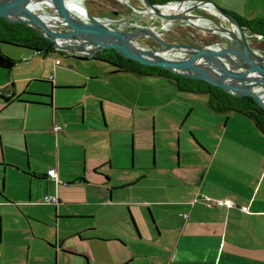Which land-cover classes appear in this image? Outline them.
<instances>
[{
	"label": "crops",
	"instance_id": "obj_1",
	"mask_svg": "<svg viewBox=\"0 0 264 264\" xmlns=\"http://www.w3.org/2000/svg\"><path fill=\"white\" fill-rule=\"evenodd\" d=\"M215 1L264 20V0ZM2 48L18 60L0 66V264H264V132L251 117L169 77L94 57L51 67L63 51ZM33 93L50 96L26 101ZM40 149L55 159L35 161ZM21 168L31 172L13 178ZM43 203L45 216L32 208Z\"/></svg>",
	"mask_w": 264,
	"mask_h": 264
},
{
	"label": "water",
	"instance_id": "obj_2",
	"mask_svg": "<svg viewBox=\"0 0 264 264\" xmlns=\"http://www.w3.org/2000/svg\"><path fill=\"white\" fill-rule=\"evenodd\" d=\"M80 1L0 0V21L34 26L66 55L93 58L114 48L144 64L203 79L237 96H252L264 108V53L250 40L251 34H263L250 33L215 0H119L123 7L111 9L114 16L109 17L72 6ZM206 33L214 39L199 41Z\"/></svg>",
	"mask_w": 264,
	"mask_h": 264
},
{
	"label": "trees",
	"instance_id": "obj_3",
	"mask_svg": "<svg viewBox=\"0 0 264 264\" xmlns=\"http://www.w3.org/2000/svg\"><path fill=\"white\" fill-rule=\"evenodd\" d=\"M97 1L107 5L105 0ZM112 3V8L107 10L108 12H110V10L113 8L118 9L122 6V3L119 0H113ZM119 5L121 6L119 7ZM234 14L239 17L240 21L245 25L246 29L250 33H262L263 37L259 39L260 42H264L263 19H245L237 15L236 13ZM182 28L183 27H181V29ZM0 42H10L40 51H52L54 48V46H52L51 44V41L46 37L40 35L34 26L26 25L24 23L11 22L8 20L0 21ZM253 45L256 48L262 47L258 44ZM94 58L109 61L113 64L114 70L125 69L131 70L139 75H161L169 77L170 79L175 81L178 90L186 93H205L208 96L207 103L212 109L221 112H240L242 114H245L251 117L256 126L264 132V108L260 106L252 96H237L225 90L224 88L215 84H211L203 79L176 73L158 65L144 64L142 62L136 61L131 57L124 56L114 48H105L104 50L98 51ZM17 60L18 59L16 57L11 56L0 49L1 67L12 68L16 64ZM33 94L39 97V99L26 101L43 103L45 102L43 101V98L50 96V94L48 93ZM17 99H20V97H18ZM4 101L5 103H8L9 101H11V99L5 98Z\"/></svg>",
	"mask_w": 264,
	"mask_h": 264
},
{
	"label": "rangeland",
	"instance_id": "obj_4",
	"mask_svg": "<svg viewBox=\"0 0 264 264\" xmlns=\"http://www.w3.org/2000/svg\"><path fill=\"white\" fill-rule=\"evenodd\" d=\"M105 1H106L107 5L106 4H102V3L98 2L97 0H85L86 4L92 10L99 11V12H103V13L104 12L108 13L107 10H109L110 8H112V5H113L112 1L113 0H105ZM197 11H202V9H197ZM254 42L256 44L262 46L263 47L262 51L264 52V42H262V41L260 42V41H257V40H254ZM2 47L8 48L9 50H11L10 52H13V53H18V52H21L22 50H25L26 48H28L26 46H22V45L10 43V42H0V49L1 50H3ZM6 53L9 54L8 52H6ZM9 55H11V54H9ZM57 55H59L61 61H59L60 62L59 63V62H57L55 60L52 63L51 67L53 65L56 66L57 64L58 65H66V61L67 62H72L74 64H79V63H82L84 61H89L86 58H81V57H76V56H71V55H65V54H60V53H58ZM11 56H13V55H11ZM19 61H25V60L24 59H21ZM71 76H72V74H70L69 76H66V77L67 78H72ZM146 77H149V76H146ZM150 79H152V78H150ZM170 81H171L170 84L172 83V85H173V81L172 80H170ZM34 84H37V82H35ZM66 85H76V84H74V83H70L69 84L68 83ZM151 89H152L151 86L148 83H146L145 84V90L146 91H150ZM60 92H62V93L61 94L59 93V95H63V90H60ZM70 93H72V94H78L79 95V94L82 93V90L72 89ZM72 94H70V95H72ZM30 135H31V137L32 136L37 137L42 142H44L46 139H48L47 137H44L41 134H34L33 132H30ZM48 143H49V141H48ZM65 152L63 154H65ZM53 159H55V154L54 153L49 152V151H42L41 149L39 150V152L37 153V155H35V161H46L47 162L48 160H53ZM22 169L25 170V171L31 172L30 170H26L24 168H21L20 170H12V171L10 170L12 173H14L13 174V178L15 177V175L17 173H18L19 176H21L22 175ZM11 187H13V186H11ZM46 207H47V205L43 203V204H38L36 206H33L32 208H34L33 210L35 212H37V214H39L41 216H45V215L48 214V211H49V209H46Z\"/></svg>",
	"mask_w": 264,
	"mask_h": 264
},
{
	"label": "built area",
	"instance_id": "obj_5",
	"mask_svg": "<svg viewBox=\"0 0 264 264\" xmlns=\"http://www.w3.org/2000/svg\"><path fill=\"white\" fill-rule=\"evenodd\" d=\"M62 128L61 123H56L54 125L55 130H59ZM47 175L51 178H54L57 182H60V179L58 178L57 169L55 166H50L47 169ZM204 200L208 205L218 204V205H233L235 204L233 199L230 197H211L209 195H203ZM42 201L44 202H50V203H58L59 202V196L57 193H46L43 195Z\"/></svg>",
	"mask_w": 264,
	"mask_h": 264
},
{
	"label": "flooded vegetation",
	"instance_id": "obj_6",
	"mask_svg": "<svg viewBox=\"0 0 264 264\" xmlns=\"http://www.w3.org/2000/svg\"><path fill=\"white\" fill-rule=\"evenodd\" d=\"M121 5H119V7H120ZM123 6H121L120 8H118V9H121ZM109 14H111L112 16H114V14H112L111 12H109ZM213 36H210L209 38H207V37H205V36H200V39H198L199 41H208V40H212V39H214V38H212ZM260 38H262V37H260ZM142 40H144V41H147V42H150V43H152V44H156V41H154L152 38H150V37H142L141 38Z\"/></svg>",
	"mask_w": 264,
	"mask_h": 264
}]
</instances>
